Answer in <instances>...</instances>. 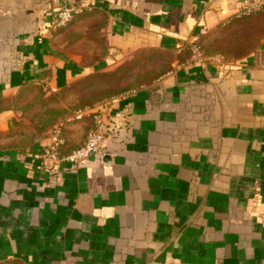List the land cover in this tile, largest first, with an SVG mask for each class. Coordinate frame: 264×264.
<instances>
[{
	"label": "crops",
	"instance_id": "1",
	"mask_svg": "<svg viewBox=\"0 0 264 264\" xmlns=\"http://www.w3.org/2000/svg\"><path fill=\"white\" fill-rule=\"evenodd\" d=\"M241 1L0 0V264H264V31L255 42L254 17L223 66L187 49L216 52L224 28L249 22ZM70 2L85 8L58 29ZM148 50L172 60L111 99L122 116L101 150L41 158L49 130L35 134L24 104ZM65 125L75 148L90 119Z\"/></svg>",
	"mask_w": 264,
	"mask_h": 264
},
{
	"label": "rangeland",
	"instance_id": "2",
	"mask_svg": "<svg viewBox=\"0 0 264 264\" xmlns=\"http://www.w3.org/2000/svg\"><path fill=\"white\" fill-rule=\"evenodd\" d=\"M252 15L247 16L249 22H245L243 26L231 28L233 31L224 28L226 30L223 29L221 31L219 39L216 42L218 47H215V44L212 45L217 48L214 51L218 53L225 52V47L228 45L224 43H233L236 35H243L247 37L246 39L252 38V33L248 29L254 25V17L255 42H257V39H259L264 30H261L260 22L262 21L258 22L257 17ZM66 28H68V26ZM94 39L100 50L89 53L90 55L88 57L92 55L95 60L97 56H102L105 52L102 50L104 44L103 38L101 36H95ZM202 47L205 49L203 45ZM208 47H210V44L207 48ZM205 50L207 51V49ZM188 52L190 57V50ZM171 60L172 55L169 53L148 50L126 60L121 67H117L115 70H103L97 74L91 75L89 78L82 80L81 83L72 84L62 93L55 96L44 97L45 92L39 91L38 97H36L33 102L24 104L28 111H34L32 115V112H29L28 126H35V134L41 136L46 130L50 132L52 127L59 121L63 122L65 125L71 120H79L84 117L81 115L84 109L110 101L119 94L151 82L167 68ZM50 104H52L53 107H50ZM78 111H80L79 114L77 113ZM19 134L21 136L20 141H24V143L27 144L29 142V139L26 138L28 133L20 132ZM66 145L69 148H74L71 147L67 139L65 141V146Z\"/></svg>",
	"mask_w": 264,
	"mask_h": 264
},
{
	"label": "built area",
	"instance_id": "3",
	"mask_svg": "<svg viewBox=\"0 0 264 264\" xmlns=\"http://www.w3.org/2000/svg\"><path fill=\"white\" fill-rule=\"evenodd\" d=\"M85 8L79 3H67L62 5L56 12L54 25L61 27L72 19L73 14L79 13ZM264 10V0H242L237 11V15H250ZM190 50L189 60L199 66L213 64L223 66L227 59L222 53L206 54L197 41L188 43ZM78 114L80 111L77 112ZM90 119V127L85 135V139L79 146L64 152L65 149V125L59 121L49 132L48 140L43 145L40 156L47 160L52 167H58L62 162L76 165L78 162L88 158L92 154L99 152L106 143L109 133L113 131L116 121L122 116L120 111H113L112 103L106 101L94 107L86 108L82 114ZM79 115V116H81Z\"/></svg>",
	"mask_w": 264,
	"mask_h": 264
},
{
	"label": "trees",
	"instance_id": "4",
	"mask_svg": "<svg viewBox=\"0 0 264 264\" xmlns=\"http://www.w3.org/2000/svg\"><path fill=\"white\" fill-rule=\"evenodd\" d=\"M83 10V9H82ZM81 12L82 11H80L79 13H75V14H73V16H72V19L70 20V21H68L64 26H67L68 24H70L74 19H75V17L76 16H78V15H80L81 14ZM251 15V14H250ZM242 16H248V15H242ZM242 16H237V17H242ZM64 26H61L60 28H58V29H61V28H63ZM198 44H199V46H200V48H201V50L204 52V53H206V54H213V53H208L203 47H202V45H201V43L200 42H197ZM187 49H188V51H189V48L187 47ZM214 53H217V52H214ZM26 151H33V148L31 147V148H28V149H26ZM41 153V152H40Z\"/></svg>",
	"mask_w": 264,
	"mask_h": 264
}]
</instances>
